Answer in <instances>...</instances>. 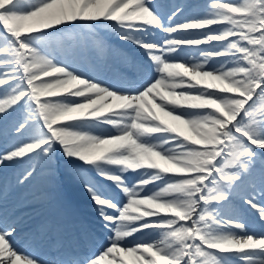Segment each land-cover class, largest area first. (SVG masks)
Here are the masks:
<instances>
[{"label": "snow or ice", "instance_id": "1", "mask_svg": "<svg viewBox=\"0 0 264 264\" xmlns=\"http://www.w3.org/2000/svg\"><path fill=\"white\" fill-rule=\"evenodd\" d=\"M0 264H264V0H0Z\"/></svg>", "mask_w": 264, "mask_h": 264}, {"label": "bare ground", "instance_id": "2", "mask_svg": "<svg viewBox=\"0 0 264 264\" xmlns=\"http://www.w3.org/2000/svg\"><path fill=\"white\" fill-rule=\"evenodd\" d=\"M106 75H108L106 73ZM109 76V75H108ZM60 167L62 168H66V166L61 163ZM62 183L64 185V190L59 194V196L57 197L55 203H59L61 206H63L64 202H65V199L66 198H70L71 200L77 202L81 207H82V210H81V214L85 216V214L88 212V210L90 209V206L93 207L92 205V202L91 200L88 201L87 200V197H82V200L78 199L72 192H75L77 190V181L75 179H73V177L69 178L67 177L65 174L62 175ZM68 186V188L71 190V192H68L67 190H65V187ZM88 194V193H87ZM15 197V196H14ZM13 199L10 198L9 202H8V208H10V205L11 203L13 202L12 201ZM12 201V202H11ZM13 206H11V209H12ZM11 209H9L11 211ZM40 210L39 207H36L34 209H31V213L32 215H34L36 212H38ZM42 210V209H41ZM58 210V209H57ZM247 218L250 220L251 219V216L247 213ZM44 215H41L38 219H36L34 222L38 221L41 217H43ZM33 222V223H34ZM261 228V227H260ZM262 229H259L257 230V234H259V232L261 231ZM17 247L21 249L22 252H27V253H30V254H36L34 252L33 249L31 248H28L27 246H25L23 243H18L17 244ZM23 258V257H22Z\"/></svg>", "mask_w": 264, "mask_h": 264}, {"label": "rangeland", "instance_id": "3", "mask_svg": "<svg viewBox=\"0 0 264 264\" xmlns=\"http://www.w3.org/2000/svg\"><path fill=\"white\" fill-rule=\"evenodd\" d=\"M164 2H166V3H172L173 1L172 0H168V1H164ZM180 2H181V0H180ZM111 41H115V37H111ZM61 163H63V161H61ZM61 163H60V165H61ZM60 167V166H59ZM61 170H64V169H67V168H60ZM60 174H61V172H59ZM65 175H70L67 171H65V173H64ZM62 177V176H61ZM67 177H69V178H71L72 176H67ZM57 184H59V180H58V175H57V177H56V180H55V183H54V186L55 185H57ZM12 199H13V197H11ZM15 203V202H14ZM12 205V204H11ZM14 205V204H13ZM91 213H93V212H91ZM249 214V213H248Z\"/></svg>", "mask_w": 264, "mask_h": 264}]
</instances>
